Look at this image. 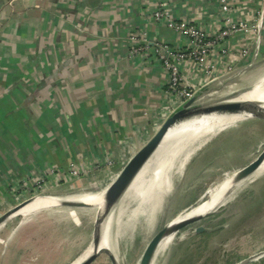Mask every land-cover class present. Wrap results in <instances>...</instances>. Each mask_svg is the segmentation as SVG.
<instances>
[{
	"label": "crops",
	"instance_id": "0c3cea01",
	"mask_svg": "<svg viewBox=\"0 0 264 264\" xmlns=\"http://www.w3.org/2000/svg\"><path fill=\"white\" fill-rule=\"evenodd\" d=\"M229 1V14L239 19L264 8V0ZM160 4L175 19L192 20L210 36L227 16L220 0H0V216L41 194H101L164 123L173 111L166 94L168 72L154 49L132 52L130 40L139 33L170 47L189 45L187 36L154 18ZM249 39L236 32L213 45L209 60L215 77L192 60L183 62L182 74L195 89L196 102L249 89L264 79V30L260 44L237 57L236 71H225L230 57L223 48L236 53ZM191 147L171 154V171L182 173L193 162ZM159 157L154 155L150 168ZM107 159L112 164L90 176L69 175L60 182L50 175L41 191L34 182L45 170L67 172L71 162L93 168ZM142 171L147 177V164ZM70 208L56 204L2 222L0 264H31L24 263L29 245H36L37 238L50 245L55 238L19 225ZM76 209L93 213V207ZM13 218L20 221L8 230Z\"/></svg>",
	"mask_w": 264,
	"mask_h": 264
},
{
	"label": "rangeland",
	"instance_id": "374dc122",
	"mask_svg": "<svg viewBox=\"0 0 264 264\" xmlns=\"http://www.w3.org/2000/svg\"><path fill=\"white\" fill-rule=\"evenodd\" d=\"M203 137H197L195 145L190 149L192 151H188L189 154L194 153L196 158L182 173H175L169 167L160 171L162 183L166 182L165 171L172 182V188L166 187L163 196L156 193L155 200L148 198V203L144 204L141 194L139 195L141 190H146L142 189L145 188L144 185L147 194L151 189L149 187H153L156 180L154 172L163 168L157 161L154 169L151 168L147 174V184L142 178L136 179L130 188V195L122 197L118 206L105 217L104 226L110 224L109 228H104V236L107 234L108 241L106 245L117 256L119 264H138L146 244L161 223L173 220L178 214L206 199L207 192L219 185L228 174L255 158L264 146V119L244 117L211 134L199 146ZM108 166L110 164L98 168H83L89 170L86 176H90L94 171ZM252 175L216 211L175 233L168 244L171 245V253L165 251L168 246L158 248L152 264H240L264 252V172ZM93 186L98 187V184ZM154 192L152 190L149 194ZM97 208L98 206L93 207L90 211L96 214ZM86 210H59L54 217H41V222L32 225L28 222L21 223L19 227L24 228V231L33 228L42 236L48 233L50 238L56 239L50 240V245H47L46 240L37 238L36 245H29L24 263L71 264L79 257L76 262H80L84 252L92 244L94 229L95 216ZM71 214L76 215V219L70 217ZM19 221L20 219L13 218L7 229H14ZM199 224L205 225L208 230L196 232L195 227ZM201 233L205 234L199 237ZM111 262L106 253H101L91 264H112ZM243 264H264V253Z\"/></svg>",
	"mask_w": 264,
	"mask_h": 264
},
{
	"label": "water",
	"instance_id": "95a60500",
	"mask_svg": "<svg viewBox=\"0 0 264 264\" xmlns=\"http://www.w3.org/2000/svg\"><path fill=\"white\" fill-rule=\"evenodd\" d=\"M241 70H238L239 72ZM245 89L242 91H233L228 94H224L219 98L209 100L206 102H196V96L193 94L189 99L177 106L167 117L160 128L154 133V135L127 161L123 166L122 170L117 174L115 179L110 185L101 193L104 199L103 210L102 208L96 210L94 229L92 237L93 251L79 264H91L97 259L101 253H106L112 264H119V259L108 247L101 246L104 236V220L105 217L111 212V210L118 206L119 201L128 192L130 187L133 185L139 174L144 169L145 165L151 161L156 153H158L160 143L167 136L169 131L177 126L178 124L190 119L192 117L212 114V113H250L253 117L264 119V104L257 101L241 99L240 97L246 92L250 91ZM264 145V143H263ZM264 162V146L258 151V154L250 162L245 164L236 170L235 178L232 183L235 184L241 180L246 179L252 175L259 166ZM232 184V185H233ZM232 188V187H231ZM40 197H57L59 201L57 205H64L69 207H97L94 204L86 203L84 201H78L71 199L67 196H55L52 194H41ZM207 198L205 201L210 200ZM33 198H29L18 205L12 207L7 212L0 216V224L6 219L14 215L20 208L31 202ZM166 204V203H165ZM164 204V207L166 206ZM220 206V205H219ZM218 206V207H219ZM217 207V208H218ZM216 208V209H217ZM216 209L202 215H194L180 221L174 222V220L163 222L159 225L156 231L150 237L146 244L142 255L138 261V264H152L154 254L156 253L161 242L168 236L179 232L187 226L200 222L203 218L212 214ZM166 214V213H165ZM208 230V228L199 224L195 227V231L200 233ZM261 252L246 261H242L240 264L253 259L256 256L262 255Z\"/></svg>",
	"mask_w": 264,
	"mask_h": 264
},
{
	"label": "built area",
	"instance_id": "2783aa9c",
	"mask_svg": "<svg viewBox=\"0 0 264 264\" xmlns=\"http://www.w3.org/2000/svg\"><path fill=\"white\" fill-rule=\"evenodd\" d=\"M223 9L227 12V16L224 21L223 27L218 32L208 34L205 29L189 19H175L167 9H164V5L160 4L154 11V18L157 21L164 22L168 27L174 29L182 35L187 36L190 39L189 45L186 48L170 47L168 44L160 43L158 41H151L144 35L139 33H132L130 40L133 43L132 52H137L141 49L152 48L155 50L159 61L168 72V81L166 94L169 96L170 105L173 110L181 103L189 99L194 94V88L190 86L182 74V64L187 60H192L195 63L203 66L210 77L214 73V66L209 60V54L213 45L224 40L226 37L233 35L236 32H242L249 36V41L246 45H243L238 52L230 53V50L226 51L223 48V52L230 57L226 61V72L236 71L237 57L246 56L250 53L251 49L260 44V34L264 30V8H260L254 15H250L247 18H236L229 14L232 10V6L229 0H220ZM138 43L142 45L138 46ZM234 59V61H233ZM173 97V98H172ZM111 165L112 161L107 159L106 161H100L94 168H98L104 165ZM69 171L65 172L61 170H45L42 173L35 175L34 182L38 189L42 190L48 186L50 175L55 176L57 181L69 180V175L73 177H83L89 174L87 168H81L77 163L71 162L69 165Z\"/></svg>",
	"mask_w": 264,
	"mask_h": 264
},
{
	"label": "bare ground",
	"instance_id": "6f19581e",
	"mask_svg": "<svg viewBox=\"0 0 264 264\" xmlns=\"http://www.w3.org/2000/svg\"><path fill=\"white\" fill-rule=\"evenodd\" d=\"M240 98L257 101V102H261L264 104V79L261 80L259 83H257L255 87L251 88L250 92H248L246 95L241 96ZM244 117L249 118V117H252V115L250 113H245V112L243 113L228 112V113H222V114L212 113V114L192 117L178 124L174 128H172L159 145L160 149L158 153L160 157L157 160H158V163H160L162 165L161 167L163 168H160L159 171L154 172L155 173L154 179L156 180H155L153 187L151 186L149 187L151 189L148 191V194L149 192H152V190H155V192L148 195L147 188L144 185L145 188H142V189H146V190H141L139 193V195L141 194L140 196H142L143 198L144 204L148 203L147 202L148 198L150 200H153L154 198L155 200L156 193L159 195L164 194L165 192L164 189H167L166 187L172 188V182L166 171H165L166 182L162 183V181H160V178L162 175L160 171L163 172L164 168L166 169L167 167H169L168 164H170V162L172 161V158L170 157L171 154H174V152L177 149L179 151L184 150L185 147H187V145H195L194 141L196 140L197 137H201V136L203 137V136H206V134H208L207 137H209L211 136V134L219 130H223L225 127L241 121L242 119H244ZM207 137L201 138L202 142L199 144V146L204 144ZM153 162L151 163L150 161L147 163V174L149 173V170L151 169L150 166L153 165ZM160 164H158L157 168H159ZM262 172H264V162L253 173V175L255 173L261 174ZM235 175H236V171H234L231 174H228L219 185L215 186L212 190H209L207 192L208 193L207 198L211 197L210 200L205 201L207 199L206 198L203 201L199 202L198 204L190 207L188 210L178 214L173 219L174 222L180 221L182 219H185V218H188L194 215L206 214L216 209L219 205L223 204L224 201H226L239 187H241L244 183H246V181L250 178V177L249 178L247 177L246 179L233 184L232 180L235 178ZM141 178L144 182L147 181V177L145 176L144 171H142L139 174L137 180H140ZM163 184H165L166 186H164ZM130 190L131 189H129L127 196L130 195V192H132V190L131 191ZM67 197L74 199V200L84 201L86 203L94 204L98 206V209L102 208L103 210L104 199H103L102 194H89V195H85L81 197L79 196H67ZM58 201H59V198L57 197H37L33 201L27 203L25 206L20 208L16 213L25 214V215L34 213L42 208L56 205ZM106 225L107 226H104L105 230L106 228H109L110 224L107 223ZM106 237H107V234L103 236V241L101 244V246L103 247H107L106 244H108ZM173 237H174V234L166 237L161 242L158 248H160L161 246L162 247L168 246V244L170 243ZM92 251H93V245L91 244L89 248L84 252L83 254L84 257L80 260V262L83 261L88 255H90ZM80 262L78 263L76 262L75 264H79Z\"/></svg>",
	"mask_w": 264,
	"mask_h": 264
}]
</instances>
